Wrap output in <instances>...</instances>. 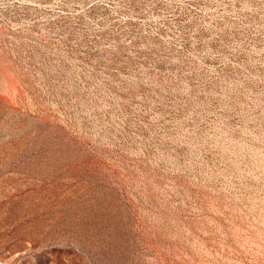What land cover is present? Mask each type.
Returning a JSON list of instances; mask_svg holds the SVG:
<instances>
[{
	"label": "rangeland",
	"instance_id": "rangeland-1",
	"mask_svg": "<svg viewBox=\"0 0 264 264\" xmlns=\"http://www.w3.org/2000/svg\"><path fill=\"white\" fill-rule=\"evenodd\" d=\"M0 264H264V0H0Z\"/></svg>",
	"mask_w": 264,
	"mask_h": 264
}]
</instances>
